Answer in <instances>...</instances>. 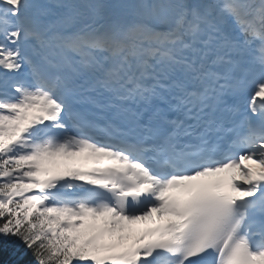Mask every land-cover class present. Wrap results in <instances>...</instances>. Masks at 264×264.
Instances as JSON below:
<instances>
[{
	"label": "snow or ice",
	"instance_id": "6c2138e0",
	"mask_svg": "<svg viewBox=\"0 0 264 264\" xmlns=\"http://www.w3.org/2000/svg\"><path fill=\"white\" fill-rule=\"evenodd\" d=\"M5 245L264 264V0H0Z\"/></svg>",
	"mask_w": 264,
	"mask_h": 264
},
{
	"label": "trees",
	"instance_id": "16d2710c",
	"mask_svg": "<svg viewBox=\"0 0 264 264\" xmlns=\"http://www.w3.org/2000/svg\"><path fill=\"white\" fill-rule=\"evenodd\" d=\"M16 257L13 255L12 248L9 246L0 247V264H14Z\"/></svg>",
	"mask_w": 264,
	"mask_h": 264
}]
</instances>
